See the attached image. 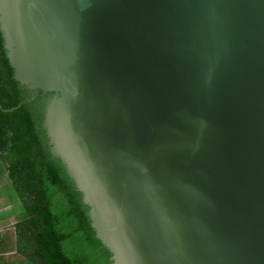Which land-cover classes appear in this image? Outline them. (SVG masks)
Returning a JSON list of instances; mask_svg holds the SVG:
<instances>
[{
    "label": "water",
    "instance_id": "water-1",
    "mask_svg": "<svg viewBox=\"0 0 264 264\" xmlns=\"http://www.w3.org/2000/svg\"><path fill=\"white\" fill-rule=\"evenodd\" d=\"M0 26L114 264H264V0H0Z\"/></svg>",
    "mask_w": 264,
    "mask_h": 264
},
{
    "label": "trees",
    "instance_id": "trees-1",
    "mask_svg": "<svg viewBox=\"0 0 264 264\" xmlns=\"http://www.w3.org/2000/svg\"><path fill=\"white\" fill-rule=\"evenodd\" d=\"M50 96L15 80L0 30V175L17 206V253L27 264H114L83 195L51 151L44 128Z\"/></svg>",
    "mask_w": 264,
    "mask_h": 264
},
{
    "label": "crops",
    "instance_id": "crops-1",
    "mask_svg": "<svg viewBox=\"0 0 264 264\" xmlns=\"http://www.w3.org/2000/svg\"><path fill=\"white\" fill-rule=\"evenodd\" d=\"M7 182L9 183V181ZM1 189L2 188H0V190ZM11 195L12 193L8 194L6 198L1 199L4 200V203H7V206L12 204ZM7 206L5 208H7ZM5 210L0 211V264H27L25 260L22 259L19 260L20 263H16L13 260L14 258H12L14 252L17 253L16 226L18 224V219L13 216L14 208L12 211H9L11 213L10 217L6 216L5 213L7 211ZM12 220L15 222L10 223Z\"/></svg>",
    "mask_w": 264,
    "mask_h": 264
},
{
    "label": "rangeland",
    "instance_id": "rangeland-1",
    "mask_svg": "<svg viewBox=\"0 0 264 264\" xmlns=\"http://www.w3.org/2000/svg\"><path fill=\"white\" fill-rule=\"evenodd\" d=\"M7 181L8 180H7V177L5 176V173L1 174L0 175V188H2V189L0 190V200L2 198H6V196H8V194L12 193V186ZM6 206H7V203H4V200H1L0 201V208H1L0 211L6 209L5 210V211H7L5 213L6 216L10 217L11 213L9 211H12L14 208L15 212H14L13 216L18 219L17 206L14 205L13 203L8 205L7 208H5ZM13 222H15V221L12 220L10 223H13ZM9 225H11V224H9ZM12 225H14V224H12ZM12 258H14L13 260L16 263H20L19 262L20 259L24 260L22 257L18 256L17 253H15V252H14V255L12 256Z\"/></svg>",
    "mask_w": 264,
    "mask_h": 264
}]
</instances>
